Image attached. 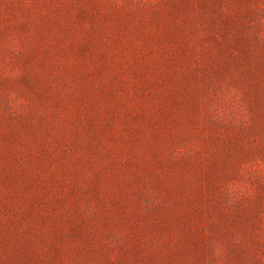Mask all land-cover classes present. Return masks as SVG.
Returning <instances> with one entry per match:
<instances>
[{
  "label": "rangeland",
  "instance_id": "1",
  "mask_svg": "<svg viewBox=\"0 0 264 264\" xmlns=\"http://www.w3.org/2000/svg\"><path fill=\"white\" fill-rule=\"evenodd\" d=\"M0 264H264V0H0Z\"/></svg>",
  "mask_w": 264,
  "mask_h": 264
}]
</instances>
